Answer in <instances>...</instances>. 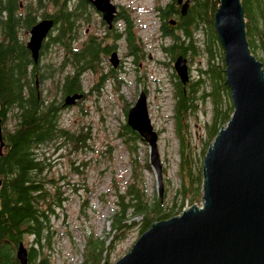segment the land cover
I'll use <instances>...</instances> for the list:
<instances>
[{"label":"trees","instance_id":"16d2710c","mask_svg":"<svg viewBox=\"0 0 264 264\" xmlns=\"http://www.w3.org/2000/svg\"><path fill=\"white\" fill-rule=\"evenodd\" d=\"M246 1L253 48L264 57V0ZM219 4L220 0H190L187 12L182 13L178 0H156L154 10L163 35L170 38L163 47L171 58L186 56L190 73L196 56L205 60V68L200 64L198 67L200 76L194 78L191 73L186 83L172 65L181 153L177 173L181 184L173 195L166 186L163 198L149 193L142 168L144 164L150 167V163L148 160L141 163L138 155L144 138L123 121L119 135L132 159V171L124 185L114 176L111 187L101 192L103 203L112 204L111 239L107 243L106 237L101 238L94 227H89L82 264H112L117 243L132 228L136 227L141 234L155 220L181 212L186 200L191 204L199 200L203 156L234 109L225 81L224 47L215 24ZM88 13H93L88 0H0V264H21L17 256L21 241L28 247V264H53L51 255L60 232L53 219L66 206V192L71 188L78 190L82 185L64 173L52 172L50 156L63 147L70 152L72 148L77 152L84 150L90 146L93 135L90 122L83 120L74 127L64 122V97L77 91L84 95L87 72H93L94 79L100 78L104 86L111 80L119 89L126 81L121 75L106 72L107 55L113 48L93 35L86 40L84 18ZM117 16L122 22L120 29L126 48L137 49V53L139 49V53L144 51L145 40L136 29L133 11L121 6ZM44 17L54 18L55 24L36 62L27 40L31 26ZM172 18L176 20L174 23L170 22ZM206 97L212 102V119L199 134L202 141L197 144L192 142L195 133L188 117L196 111L199 98ZM112 147L103 151L110 159L114 157ZM75 163L73 158L70 171L78 174L85 171L81 165H86V159ZM86 188L92 189L89 183ZM83 205L94 206L87 197ZM138 215L141 218L137 219Z\"/></svg>","mask_w":264,"mask_h":264},{"label":"water","instance_id":"95a60500","mask_svg":"<svg viewBox=\"0 0 264 264\" xmlns=\"http://www.w3.org/2000/svg\"><path fill=\"white\" fill-rule=\"evenodd\" d=\"M92 3L112 26L116 3ZM178 3L186 13L190 0ZM247 9L246 0H220L215 13L234 109L206 149L201 203L195 201L180 213L155 220L113 264H264V57L254 51ZM54 24V18L44 17L30 28L27 46L36 62ZM110 61L119 66L117 50L110 54ZM174 68L182 82L190 80L186 56L177 55ZM82 97L79 91L67 93L63 104L73 105ZM127 123L149 143V160L163 198L159 132L144 89L129 107ZM17 256L21 264H28V247L23 241Z\"/></svg>","mask_w":264,"mask_h":264},{"label":"rangeland","instance_id":"374dc122","mask_svg":"<svg viewBox=\"0 0 264 264\" xmlns=\"http://www.w3.org/2000/svg\"><path fill=\"white\" fill-rule=\"evenodd\" d=\"M113 2L117 5L122 4L133 11L138 26L136 29L145 40V59L142 65H139L138 62L134 63L128 55L130 50L126 48L123 39H119L120 54L123 53L125 56L126 68L130 70L122 71L118 75H121L126 81L117 89L110 80L105 86H100V91L99 88H95L96 91L89 90L91 93L83 98L81 103L65 105L63 108L62 119L64 122L73 127L83 120L90 122L93 135L90 138V146L84 150L77 152L72 148V152H70L68 147H63L54 152L51 151V153L53 152L50 156L53 163L52 172L64 173L66 177L78 180L82 185L78 187V190L71 188L66 192L68 194L66 206L61 208L60 215H56L53 219L60 230L55 237L56 246L51 255L53 264H82L84 258L82 252L89 227H94L97 235L101 238L106 237L107 243L110 242L112 204L103 203L101 192H105L111 187L114 176L118 183L123 185L130 177L133 167L132 159L119 135V128L123 121H127L126 110L135 102L141 89L147 90L150 115L154 127L159 132L158 145L164 180L163 196L166 186L169 189V194L173 195L181 184L180 176L177 173L181 159L180 139L176 133V98L171 76L174 59L163 47V44H167L170 38L164 37L160 31L161 21L154 10L156 0H113ZM97 15L95 14V17ZM92 23L90 28H94L95 24L98 25L97 19H93ZM104 29L99 28L98 30L104 32ZM46 58L44 61L47 60ZM199 64L205 68L204 57L196 56L192 64L191 73L194 78L200 76ZM93 80L92 72H87L84 76L85 90ZM97 95L98 98H96ZM188 118L192 131L194 130L195 133L192 135V142L200 144L202 139L199 134L201 135L207 122L212 119L211 99L209 97L199 98L196 111ZM109 146H113V159L107 158L103 152ZM138 153L141 163H145L146 160L150 163V167L144 164L142 168L147 190L152 195H160L158 175L149 160L150 146L146 140L140 142ZM73 158L76 159L75 164L86 159V165L80 164L85 170L84 172L78 174L70 171V163ZM167 177H171V180ZM86 183L90 184L91 190L86 188ZM85 197L89 198L94 206L83 205ZM201 199L202 193L196 202L201 203ZM189 202L186 200L184 207L191 205ZM136 218L141 217L138 215ZM139 235V230L134 227L125 239L117 243L112 255V264L129 250Z\"/></svg>","mask_w":264,"mask_h":264},{"label":"flooded vegetation","instance_id":"af4514ba","mask_svg":"<svg viewBox=\"0 0 264 264\" xmlns=\"http://www.w3.org/2000/svg\"><path fill=\"white\" fill-rule=\"evenodd\" d=\"M27 1H30V0H27ZM75 1V0H73ZM89 1V4L91 5V7H93V13H88L87 15H85V22L88 24V26L86 27V31H85V38L86 40L88 39L89 35H93L95 37H99L100 39L103 40V44H109L111 46L112 51L114 50H117L118 53H119V56H120V64L119 66L117 67H114L110 61V54L112 53V51L107 55V59H108V70L106 72H113L115 74H119L120 72L124 71H128L130 70L129 68H126L127 66L125 65L126 62H125V56L120 54V49H119V42L118 40L122 38V32H121V27H120V19H118V13L120 12L121 10V6L122 4H118L116 3L117 7H118V12H117V15L115 16L114 20H113V24L112 26H110L108 24V22L103 18V13L102 11L98 10L96 8V6L92 3V0H88ZM180 8H181V4L178 3ZM95 14L97 15V17H95ZM96 20L97 19V22H98V25L95 24L94 25V28H90L89 26L92 25V21ZM99 28H105L104 29V32L103 31H99L98 29ZM160 31L161 33L163 34V27L162 25L160 24ZM118 35V36H117ZM140 49L138 50V53H137V49H134V50H131L129 51L130 53L128 54L134 63L138 62L139 65H142L143 64V60L145 59V54H146V51L144 49V51L140 52ZM150 56L151 53H149ZM93 73V72H92ZM95 84V85H94ZM93 85L95 88H99V91H100V86L103 87V84L101 82V79L99 78V80H93L92 82H90L89 86H88V89L85 91L84 95L82 98H85L86 96H88L90 93H89V90L91 91H96L95 88H93ZM147 91V90H146Z\"/></svg>","mask_w":264,"mask_h":264}]
</instances>
